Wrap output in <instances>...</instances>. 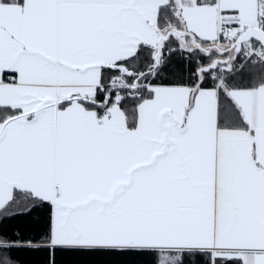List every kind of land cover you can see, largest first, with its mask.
Returning <instances> with one entry per match:
<instances>
[{
  "label": "snow or ice",
  "instance_id": "6c2138e0",
  "mask_svg": "<svg viewBox=\"0 0 264 264\" xmlns=\"http://www.w3.org/2000/svg\"><path fill=\"white\" fill-rule=\"evenodd\" d=\"M0 264H264V0H0Z\"/></svg>",
  "mask_w": 264,
  "mask_h": 264
}]
</instances>
